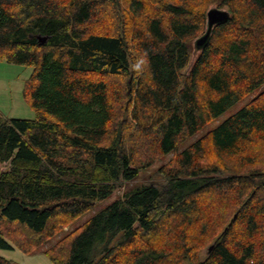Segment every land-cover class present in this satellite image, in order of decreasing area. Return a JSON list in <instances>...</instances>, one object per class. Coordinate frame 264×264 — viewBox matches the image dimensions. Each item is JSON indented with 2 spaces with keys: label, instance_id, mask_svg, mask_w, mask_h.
<instances>
[{
  "label": "trees",
  "instance_id": "1",
  "mask_svg": "<svg viewBox=\"0 0 264 264\" xmlns=\"http://www.w3.org/2000/svg\"><path fill=\"white\" fill-rule=\"evenodd\" d=\"M213 5L231 17L198 52ZM0 62L33 69L35 112L0 116V250L264 264V0H0ZM159 162L155 181L71 230Z\"/></svg>",
  "mask_w": 264,
  "mask_h": 264
},
{
  "label": "rangeland",
  "instance_id": "2",
  "mask_svg": "<svg viewBox=\"0 0 264 264\" xmlns=\"http://www.w3.org/2000/svg\"><path fill=\"white\" fill-rule=\"evenodd\" d=\"M32 74V68H27L20 65H12L6 62H0V116L9 119L26 120H33L35 118V112L24 97V89L26 83L30 79ZM253 96L254 94L249 95L244 100L235 104L217 120L212 121L200 134H198V136L183 144L181 149L184 150L192 143L197 141L207 131L216 128L225 120L236 114L252 100ZM161 164L162 162H159L149 170L141 172L134 181L125 182V186L108 200L96 203V205L90 212L86 213L84 216L73 223V225L71 226V230L82 226L85 222L95 216L99 211L110 205L117 198H120L127 190L141 184H149L150 182L155 181V179H152V176L155 175V172L161 166ZM8 169L9 165H4L1 167L2 172L7 171ZM56 240L57 238L54 239L53 242L50 243V245H53ZM47 247L48 246H45L44 248ZM0 255L16 261L17 264H52L42 251H39L36 255H24L19 250H0Z\"/></svg>",
  "mask_w": 264,
  "mask_h": 264
},
{
  "label": "water",
  "instance_id": "3",
  "mask_svg": "<svg viewBox=\"0 0 264 264\" xmlns=\"http://www.w3.org/2000/svg\"><path fill=\"white\" fill-rule=\"evenodd\" d=\"M231 13L227 9L218 8L213 5L207 11V28L206 31L194 40L193 46L196 51H203L210 43L215 27L223 25L230 20ZM41 43L46 41V38H40Z\"/></svg>",
  "mask_w": 264,
  "mask_h": 264
}]
</instances>
